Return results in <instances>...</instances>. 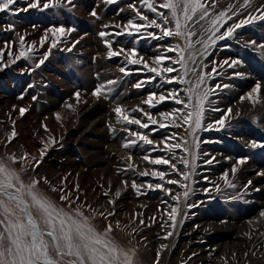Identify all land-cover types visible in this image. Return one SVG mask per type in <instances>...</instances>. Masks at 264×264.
I'll return each instance as SVG.
<instances>
[{"label":"rangeland","instance_id":"obj_1","mask_svg":"<svg viewBox=\"0 0 264 264\" xmlns=\"http://www.w3.org/2000/svg\"><path fill=\"white\" fill-rule=\"evenodd\" d=\"M162 2L163 0H153L158 11L168 16L169 24L167 26L172 28L175 26V21L168 9L159 8ZM202 2L209 8L208 17L201 20V13L197 11L192 20L185 23L181 15V29L185 32V37L170 36L162 40L156 38L161 35V32L155 26L142 27L139 32L128 35V31H132L128 27L129 20H132L136 25H147L148 21L153 19L157 23H163L161 18L141 4L140 0H117L113 4L105 3V0H74L75 7L72 8V11H68L67 8L45 11L29 9L27 12L21 11L16 15H12L8 11L0 12V157L7 160L8 156H15L17 162L11 166L18 171L22 164L27 165L28 170L20 173L25 184L29 183L33 177L37 179L47 177L50 183L46 184L41 180L38 185L39 189L66 209L68 204L60 200L61 193L53 192L51 186H55L57 189L63 188L65 193L70 192L71 199L74 201L72 207L80 206L87 216L96 215V219L92 223L98 231L103 232L107 223H113L111 238L118 242V245L120 242L122 248L125 245L127 249L135 247L136 260L140 254V258H143L145 252L130 242L124 244L120 237L115 236L114 233L119 231L120 234V229L126 227L127 223H136L141 218L145 222L149 221L147 231L149 234L151 233L150 235H155L158 231V224L155 223L160 221L162 215L164 221L159 223L163 225L164 230L172 233L170 235L172 237L178 228H180L179 232L183 231L181 226L189 219V215L184 211L191 196L200 195V193L206 195L205 199L195 198L196 202L192 203L195 207L191 208V210H195L194 212H200L203 217L201 221L207 216L221 219L224 216L222 212L240 217H253L260 208H264L263 205L255 201H263L264 183H261L263 185L260 184L257 188V190H262L260 196L256 197L259 199L241 198L236 201L238 199L236 196L234 203L224 200L226 198H223L221 193L230 187L225 182L223 170L219 169L221 163L216 169L220 172L218 177L221 179L220 184L210 187L198 184L200 188L194 184L195 176L201 167L197 160L201 156L200 153L203 152L230 153L238 158L252 154L254 160L249 174L259 176L262 173V169L259 168L264 169V162L259 160L264 156V148L246 149V141L238 143V140L230 137L223 128L217 130L218 126L213 122L224 116L227 106L234 108V105H240L238 100L242 97L245 102L248 94L252 93L256 82L264 85V57L254 52L255 49L247 50L249 45L232 37L217 41L214 46H211V51L208 53L206 51L209 47L205 51L202 43H198V41L202 42L207 39L209 33L205 29L209 27L210 21L215 15L222 11L225 13L223 26L220 28L222 33L234 22L239 23L248 18L249 14L258 15L256 9L264 6V0H251L247 7H241L244 0H202ZM129 5H134L135 8L129 7ZM14 7L22 9L26 7V4L24 0H19ZM135 9H139L144 16H147L148 21L142 20ZM93 10L97 13L96 16L91 15ZM228 17L232 18L228 19ZM229 22L230 24H228ZM9 24L13 25V29L9 30ZM106 25L107 27H105ZM61 26L65 31L57 33V36L53 37L49 29ZM68 29H74V31L69 32ZM240 29L245 32L243 38L244 35H247L250 41L255 40L259 45H264V21H255ZM102 31L109 35L102 38L99 35ZM118 32L121 34L116 35ZM189 32L194 33L190 38L187 37ZM149 33L154 35H149ZM20 37H23V41ZM42 39L43 43H41ZM106 39L111 41L113 51L124 49V52L119 56L108 57L109 49L104 42ZM53 40L56 41L55 47L52 46ZM189 41L191 47L188 46ZM174 45H179L184 49L183 56L186 61L187 75H184V69L180 64L175 65L176 71L170 74L173 77L183 76L185 84L174 81L178 79L167 83L169 77L157 75L148 70V68L162 69V65L155 62V57L164 56L166 47ZM222 45H226L227 47L224 46L223 50L228 55H234L236 61H239L253 76L252 81L246 82L244 77L240 76L236 81H233L228 78L229 75H222L226 79L223 84L219 85L221 87L223 85L234 86L239 89V92L232 95L228 91V87L221 88L218 92L220 95H215L216 101H212L211 98L214 96L209 94V100L207 99L205 102L202 122L204 127L197 129L195 134L182 120L162 117L161 113H173L175 116L174 109H182L187 112L190 108L185 109L183 104H177L172 98H166L164 101L156 103L161 95L169 97V93L176 92L178 98H183L187 103L188 97L185 90L191 88L194 90L191 103L195 104L196 94L203 93L206 88H210L211 84L206 85L209 83L210 74L205 75V83L202 84L199 77L206 74L204 61L206 59L213 61ZM132 49H135V55L132 58H142L141 63H128L126 57ZM22 51L26 55L21 56ZM18 56L19 59H17ZM171 57L176 58L174 60L179 59L176 51H173ZM216 58L218 57L216 56ZM41 60L44 62L40 63ZM145 62L148 67H145ZM163 63H167V61ZM38 64L39 67H37ZM120 68H124L125 72H121ZM231 69L234 73L239 70ZM109 81L115 83L109 84ZM139 82H144V84L141 88H136L135 85ZM98 85H104L99 98L92 94ZM169 87L172 89L168 90ZM109 89L111 91H108ZM150 94H154L152 100L154 106L144 103ZM117 105L124 109V114L129 119H138L141 124H148V127L142 128L137 124L118 121L114 112ZM255 107H257L256 104ZM21 109H25L23 114H21ZM134 109L143 111H133ZM212 109H219V111H212ZM258 110L262 109L258 108ZM144 113H148V115ZM262 113L254 119L240 118L239 123L233 126L234 129L239 134L247 135L251 141L264 143V112ZM57 114H59V119H57ZM149 117L156 123H150ZM161 124L165 126L160 127ZM177 124L180 126L177 127ZM208 125H212V128L204 130ZM13 132H15L14 136ZM133 133L138 135L133 136ZM139 135L147 136L152 143L147 144L140 140ZM10 136L11 140H9ZM128 139H136V145L131 148L122 147ZM197 143H199V147L196 146ZM175 144L181 146L171 148L170 151L169 148ZM42 148L44 155L41 158L40 150ZM194 151L196 155H194ZM25 154H28V159L20 161L19 158L24 157ZM31 157H35L40 163L37 165L35 161L31 160ZM157 159L167 160L168 163H153ZM185 160L188 162L187 165L182 162ZM212 163L214 164L215 161ZM172 165H175V168ZM142 172H146L147 175H140L139 173ZM153 172L163 173V179L158 175H152ZM182 173L189 174L190 178L186 182ZM172 180L177 181V183H173L174 185L185 183L177 186L176 193L171 188L172 194L168 195L163 184L166 185V181ZM214 180L218 181L217 177ZM227 180L235 184L229 177ZM125 181L127 184L124 183ZM132 181L141 186L140 192L144 193L137 195L138 198H136V189L131 187ZM157 184L162 187L156 188ZM185 184L188 189H191L189 192L193 193L188 195L186 201L182 199L184 196H181V193L186 191V188L183 187ZM149 185L153 187L150 188ZM217 186L219 191H217ZM205 187L208 191H205ZM118 190L123 195L120 194L121 196L116 197L115 193ZM105 192L108 195H105ZM130 193L134 195L129 196ZM177 195L179 199L174 200L173 196ZM234 195L224 196L231 199L234 198ZM0 199L4 198L0 197ZM118 199L120 209L114 207ZM109 201H114V203H109ZM8 204L13 205L11 202ZM89 205L91 208L88 207ZM14 206L16 208H13L18 211L16 216L21 220V211L16 204ZM156 206L158 208H155ZM173 207L177 209L175 226L169 217L165 218L166 212L171 213ZM92 209H95L96 212H93ZM114 209L117 211L113 216H108L107 221L98 215L103 212L107 216L108 212ZM116 220L120 222L119 227L115 226ZM195 220L189 223L196 224ZM2 228L3 226L0 225V230ZM192 239L199 244L207 242L202 231L194 233ZM218 240L220 239L213 238L211 241L217 242ZM174 248L173 246V250ZM139 250L142 253H139ZM157 253L154 254L156 257H158ZM164 255L165 251L162 255L159 253L160 258ZM170 256L171 254L168 257L170 258Z\"/></svg>","mask_w":264,"mask_h":264},{"label":"snow or ice","instance_id":"obj_2","mask_svg":"<svg viewBox=\"0 0 264 264\" xmlns=\"http://www.w3.org/2000/svg\"><path fill=\"white\" fill-rule=\"evenodd\" d=\"M19 2V0H0V12L8 11L12 15H16L19 12H27L29 9H37L39 11H45L48 9H61L67 8L68 11H72V8L75 7L74 0H24L26 7L24 8H15L14 6ZM117 0H105V3L113 4L116 3ZM141 4L146 6L151 12L156 13L163 23H157L155 19L148 21V17L144 16L139 9H135L136 13L140 18L144 21H148L147 25H136L132 20L128 21V27L132 29V31H128V35H132L133 32H139L142 27H152L160 29L161 35H159L158 39H164L165 37L176 36V37H185V32L181 29V15L184 18L185 23L189 20H192L193 16L199 11L201 13L200 19L203 20L205 17L209 16V8L208 6L202 2V0H163V2L159 5V8L168 9L170 11V15L172 19L175 21V26L170 28L167 25L169 24V18L163 12L158 11L157 7L153 3V0H140ZM251 0H244L243 5L241 7H247L250 4ZM71 6V7H69ZM129 7L135 8L134 5H129ZM180 11V14H178ZM258 15L249 14V17L241 20L239 23L233 24L228 27L224 32H220V28L223 26L225 13L222 11L218 15H215L211 21L210 25L206 32L209 33L207 39L199 42L202 43L205 51L208 47L214 46L217 41L224 40L225 38H230L233 36L236 29H239L245 25H249L254 23L255 21H264V6L256 9ZM235 14V13H234ZM91 15L96 16L97 13L93 10ZM231 19V17H228ZM107 27V25L105 26ZM9 30L13 29V25H8ZM127 30V29H126ZM49 31L52 33L53 37L57 36V33H63L65 30L61 26L60 28H51ZM68 31H74V29H68ZM219 33V34H218ZM121 33H116V35H120ZM99 35L103 38L108 36L109 34L106 32H100ZM149 35H154L153 33H149ZM194 33H187V37H191ZM21 41H23V37H20ZM105 44L107 45L108 57L119 56L124 52V49L120 51H113L111 48V41L105 40ZM43 43V39L41 41ZM255 41H252L251 44H255ZM52 46H56V41L53 40ZM191 47V43L189 41L188 44ZM260 47H264L261 45ZM71 51V49H68ZM167 51H176L179 55V59L172 61V63L180 64L184 69V75H187L186 61L184 59L183 53L184 49L180 48L179 45H174L167 49ZM21 56L26 55L25 52L20 53ZM135 55V49L129 51L127 55L128 63L130 64H139L142 62L141 59H133L132 57ZM20 57L18 56L17 59ZM46 58V56H45ZM13 63L15 61H12ZM44 61L41 60L40 63ZM155 62L159 65L163 63V59L160 56L155 57ZM224 64H227L228 67H233L238 64L239 61L233 60L231 63L228 61H224ZM39 67V64L37 65ZM145 67H148L145 62ZM150 72H154L157 75H164L166 73L175 72L176 69L172 66L160 68H148ZM121 72H125L124 68H120ZM215 67L213 68V72H215ZM127 74V73H125ZM205 75L202 74L199 77V81L202 84L205 80ZM237 76L240 73H236ZM174 79H178L180 83H184V79L182 77H171L167 79V83H172ZM109 84L115 83L114 81H109ZM144 82H139L135 85L136 88H141ZM217 88L220 85H216ZM224 87H228L225 85ZM104 85H98L97 88L93 91V95L99 98L102 94V89ZM260 89L259 83L253 89V92H258ZM108 91H111L109 89ZM213 90L211 88H206L203 93L196 94V102L192 104V97L194 94V90L189 88L186 89L185 92L188 97V102L186 103L183 99L178 98V94L176 92L169 93V97H165L163 95L160 96L159 100L156 103H160L164 101L166 98H172L175 100L177 104H183L185 109L190 108L189 111L184 112L182 109H174L173 113H161L160 115L165 119L172 117L173 120L180 119L184 123L188 124L192 130V133L195 134L197 129L203 128V120L205 113V102L208 99V95ZM77 95H79L77 93ZM153 95L150 94L148 99L144 101V103L149 104L150 106H154L152 104ZM249 99H253L252 93L248 94ZM35 99V97H33ZM69 107H71L69 105ZM143 111L142 109H134L133 111ZM25 109H21V114H23ZM212 111H219V109H212ZM116 113L117 120L121 122H126L128 124H137L142 128H147L148 124H141V121L135 118L129 119L127 115L124 114V109L117 105L114 109ZM231 112V108L227 110L225 115ZM148 115V113H144ZM59 114H57V119H59ZM193 118H194V126H193ZM149 122L155 124L156 121L152 120L149 117ZM215 124L219 128L224 127V117L222 116L220 120L215 121ZM165 125L161 124L160 127H164ZM177 127L180 125L177 124ZM111 127V126H110ZM212 125H208L204 130H210ZM115 131V129H112ZM15 135V132L12 134ZM133 136L138 134L133 133ZM12 137H9L11 140ZM139 139L144 141L147 144H151L152 141L148 139L147 136L139 135ZM136 139H128L126 140L122 147L131 148L136 145ZM180 144H175L169 148H178ZM199 147V143L196 145ZM46 147V146H45ZM252 148H264V143H258L253 141L251 143ZM187 151V149H185ZM41 158L44 155V149L40 150ZM20 161H24L28 159V154H25L24 157L19 158ZM130 159V157H129ZM147 159V157H145ZM31 160L35 161L38 165L40 161L36 160L35 157H31ZM11 162V163H9ZM17 162V158L15 156H8L7 160L3 157H0V197H5L7 201H14L21 212L24 213L26 222H22L16 213L13 211L11 207H9L8 203H6L5 199H0V225L3 226L2 230H0V264H138V261L135 259L136 252L135 249H124L120 245H118L112 238L111 233L113 232V226L111 223H107L103 232L97 230L96 226L92 223L93 220L96 219V215L87 216L80 206L72 207L74 201L71 199V193H65L63 188L57 189L55 186H51V190L53 192L59 191L61 193L60 200L65 201L68 204V208L57 204L53 201L49 196H47L44 192H42L38 185L41 180L44 183L49 184L47 177H41L37 179L35 177L31 178L29 183L25 184L21 177V172H26L28 170L27 165L22 164L19 171L11 166ZM187 165V161H182ZM213 161L208 160L206 163L211 164ZM155 164H167V160L157 159L153 161ZM242 163V161H241ZM175 168V165H172ZM195 167V165H193ZM131 168V165H129ZM233 173L236 172V168L232 169ZM140 175H147L146 172L139 173ZM152 175L160 176L163 179V173L153 172ZM184 180L189 179L188 173L181 174ZM227 173L224 174V179L226 184L229 187L235 188V185L227 180ZM169 183H177V181L172 180L168 181ZM127 184V181L124 182ZM251 183V181H249ZM78 187V186H77ZM131 187L136 189L137 194H140V186H138L135 181H132ZM149 187H153L149 185ZM156 188L162 187V185H155ZM184 187L186 191L183 193L185 198L188 197L189 191L188 186L185 184ZM207 191V190H205ZM217 191H219V187L217 186ZM120 191L118 190L115 195L117 197L120 196ZM105 195H108L105 192ZM29 199H26L25 197ZM79 199V197H77ZM174 200H178L179 196H173ZM109 203H114V201H109ZM91 208V206H88ZM188 207H195V205H188ZM33 209L39 217V222L37 216L33 215ZM93 212H96L95 209H92ZM176 213L177 209L175 207L172 208L171 213L169 214V219L173 221V226H175L176 222ZM99 216L103 217L105 221H107L108 216L114 215L113 212H108L107 216L103 212L98 213ZM264 216V212L261 213ZM41 223L44 227H41ZM143 224V220L140 221ZM120 226V222H116V227ZM135 231V229H133ZM168 236L172 235L171 232L167 234ZM167 238V237H165ZM162 248H166L167 245H161ZM51 249V251H50ZM159 256V252L157 253Z\"/></svg>","mask_w":264,"mask_h":264},{"label":"bare ground","instance_id":"obj_3","mask_svg":"<svg viewBox=\"0 0 264 264\" xmlns=\"http://www.w3.org/2000/svg\"><path fill=\"white\" fill-rule=\"evenodd\" d=\"M240 19H241V17H240ZM231 21H233V20H231ZM236 23L237 22H234V24H236ZM228 24H230V22ZM243 33H245V32L242 31V29H240V28L236 29L232 38L240 40L241 42L249 45V47H247V50L250 49V51H251V48L255 49L254 52H256V53H258L264 57V51H263L264 48L260 47L261 45H259L257 41H256L257 43H255L254 45L251 44L252 41H250V39L247 35H244V38L242 37ZM253 41H255V40H253ZM224 46L227 47L226 45H222L220 47V50H219L220 52L216 53V55L214 56L215 57L214 60L218 59L217 61H214V60L210 61V59L209 60L206 59V61H204L205 72H206V74L207 73L210 74L209 75L210 77L208 79L209 83H207L206 85L211 84L210 88L213 91L210 93V95L214 96L211 98L212 101H216L215 95L218 94V92L220 91L221 88H224V85H223V87H221V86L219 88L216 87V85L223 84V81L226 79L222 75H224V76L229 75L228 78L233 79V81H236L238 79L237 78L238 76L236 75V73H240L239 76L244 77L246 82H248V81L251 82L253 79V76L250 75L247 72V70L245 69V67H243L240 63L234 65L233 67H228L227 64L223 63L224 61H228L229 63H231V61L236 60L234 55H228L223 50ZM168 48H170V46L166 47V49H168ZM259 48L261 50H258ZM212 49H213V47H212ZM209 51H211V46L208 48L206 53H208ZM243 51L245 52V49H243ZM172 53H173V51L170 52V51L165 50L164 56H161V57L163 59V62L167 61V63H162L161 68L168 67V66L174 67L175 65H178L177 63H172V61H174V59H176V58L171 57ZM218 54H219V56H218ZM220 54L222 55L221 58H220ZM168 55H170V56H168ZM216 56L218 58H216ZM214 67L216 69L215 72H213ZM231 68H234L235 70H238V69L239 70H238V72L236 71L234 73ZM168 74H169V76H168ZM182 75H183V73H182ZM164 76H167L169 78L173 77L172 74H170V73H166V74H164ZM175 76H176V74H175ZM174 81L178 82L179 80H174ZM258 83L259 82H256L255 87ZM259 85H260V89L258 92L251 91L255 102L253 101V99H249V97L247 96V98L245 99V102H249V103H245L243 101L244 98L242 97V99L238 100V103L240 105H234V108L227 106L226 112L229 108H231V112H228L227 115L224 114V116H223L224 117L223 130L226 133H228V135L230 137L236 138L238 140V143L246 141L247 147H245V148L248 150L253 149L251 147V143L253 141L249 140V137L247 135H245L244 133L239 134L238 131L235 130L233 126L238 124L239 119L242 117L254 119V118H256V116L259 117V115L263 114L262 112H264V85H262L261 83H259ZM203 86H204V84H203ZM187 87H188V85H187ZM255 87H253V89ZM171 89H172L171 87L168 88V90H171ZM227 89H228V91H230L232 93V95L236 92H239V89H237L234 86L232 87L231 85ZM172 91H174V90H172ZM218 95H220V94H218ZM235 96H236V94H235ZM255 104L257 105V107H255ZM238 106H239V108H237ZM258 108H261L262 110L259 111ZM216 121H218V120L216 119ZM213 122H215V121H213ZM260 124L263 125L262 122H260ZM156 141H158V140H156ZM168 143H170V142H168ZM224 148H225V146H224ZM182 151H183V149H182ZM182 151H180V152H182ZM200 154H201V156L197 160V163H199V166L201 165V167H199L200 171L198 172L197 176H195L194 184L196 186L199 184V185H205V186L210 187V186H215L217 184H220L221 179H218V177L220 176V172L216 169L219 168V164L221 163V167L219 169L223 170V175L225 173H227L228 174L227 178L229 177L233 182H235V184L232 183L235 185V188L230 187L227 190L222 191L221 196L223 198H226L224 200H228V201H231L232 203H234L236 198H238V199H236V201L241 200V198H245L248 200H250L251 198L252 199H259L256 197L260 196V193L262 192V190L261 189L257 190V188L259 187V185L261 183H264V169L262 167L259 168V169H262V173L259 176H252L249 174V169L251 167V164L253 163L252 161L254 160L252 154L250 156L242 157V158L235 157L233 154H230V153L223 154V153H219L217 151H215V152L208 151V152H203ZM194 155H196V152L194 153ZM208 160L215 161V163L214 164L213 163H211V164L206 163V161H208ZM259 160L264 162V156L260 157ZM241 161H242V163H241ZM222 162H224V163H222ZM172 164H173V162H172ZM234 167L236 168L235 173H233V171H232V169ZM254 167H255V165H254ZM176 168H177V166H176ZM215 177H217L218 181L214 180ZM175 179H176V177H175ZM181 181H182V179H181ZM186 181L187 180H185V182ZM249 181H251V183H249ZM166 182H167V184L166 185L163 184V187L167 191L168 195L172 194V192L170 191L171 188L174 190V193H176V188H178L177 186H179V184H181V183L182 184L185 183V182L184 183L181 182L179 184L174 185L173 183H169L168 181H166ZM192 185H193V183H192ZM261 185H263V184H261ZM93 186H95V185H93ZM199 188H200V186H199ZM212 189H214V188H212ZM140 190H142L141 186H140ZM205 190H206V187H205ZM207 191H208V189H207ZM226 191H228V193H226ZM184 192L185 191H183L181 193V196H183ZM140 194L143 195L144 193L140 192ZM178 194H179V192H178ZM192 194L193 193L189 192V195H192ZM231 194H235L234 198L228 199L226 196H224V195H231ZM121 195H123V193ZM130 195H134V194L130 193L129 196ZM137 195L138 194L136 192V198H138ZM205 196L201 193H200V195L191 196L189 199L188 205H192L193 202L195 203L196 202L195 198H199L201 200L202 198L205 199L206 198ZM236 196H238V197H236ZM3 198L6 199L5 197H3ZM25 198L29 199L27 196ZM187 198L183 197L182 199H184V201H186ZM209 198H210V196H209ZM260 198H262V197H260ZM262 199H263V201H258V200H255V201H256V203H260L261 205L264 206V197ZM252 201H254V200H252ZM10 202L13 205L8 204L9 207H11V208L15 207L14 204H16V203L14 201H8V203H10ZM119 202H120L119 199H118V202L116 200L115 206H114L115 208L118 207V209H120V207H119L120 203ZM155 208H158V207L156 206ZM191 208L192 207L187 206L185 211H184L185 214L189 215L188 216L189 219H187L186 223L181 226V229H183V231L180 230V232H179L180 228H178L172 237L167 235L169 232L164 230L163 225L159 223V222L164 221L163 220L164 216H162V215L160 216V218H161V219H159L160 221H157V223H155V224H158V231L155 235H150L151 233L149 234V232L147 231L148 226H149L147 224L149 221L145 222V220H143L141 218H139L138 222L136 221V223H133V224L127 223L126 227L120 229V231H121L120 234L118 233L119 231H117V232H115L116 234L114 233V235L119 236L120 240L123 241L124 244L130 242V244H132V245L134 244L135 246L141 248L143 250V252H145L144 255L142 254L143 258H140L141 254L139 255V253H142V252L140 250L138 251L139 252L138 255L140 256V257H137L138 259L140 258L139 259L140 261L138 262L139 264H264V216L261 215V213L264 212V208H260V210L257 211L253 217H243V216L240 217L239 215H237V216H235L233 214L229 215L226 212H222V215H224V216L221 219L220 218L215 219L214 217L212 218L210 216H207L203 221H201L203 219V217L200 214V212L199 211L194 212L195 210H191ZM13 211L16 214L18 212L17 209H14V208H13ZM115 211H117V210L114 209L111 212L115 213ZM169 214L170 213L166 212L165 218L169 217ZM20 215H21V221L26 222V218H25L24 213L21 212ZM33 215L37 216V219L39 222V217L36 214L34 209H33ZM113 220H115V219H113ZM141 220H143V224L140 223ZM192 220H195L196 224H193V223L190 224L189 222ZM151 224L153 225V223H151ZM41 227L42 228L44 227V225L42 223H41ZM199 227H200V229H199ZM133 229H135V231H133ZM197 231L204 232V237L206 238L207 242L199 244V243H196V241H193L192 236ZM182 232H183V235H181ZM165 237H167V238H165ZM213 238H219L220 240H218L217 242H213V241H211ZM221 239H223V240H221ZM161 241H163V242H161ZM116 243L118 244V242H116ZM119 245H120V242H119ZM161 245H167V247L162 248ZM125 246L123 247L124 249H125ZM173 246L175 247L174 250H173ZM128 248H131V247H128ZM126 249H127V246H126ZM132 249L136 250L135 247ZM171 250H173L172 253H171ZM50 251H51V249H50ZM164 251H165V255L162 258H160L159 256L156 257L154 255L155 252H159L162 255V253H164ZM169 254H171L170 258L168 257Z\"/></svg>","mask_w":264,"mask_h":264}]
</instances>
